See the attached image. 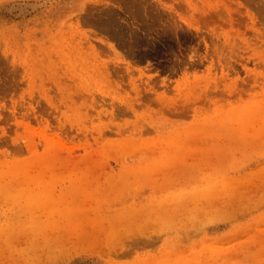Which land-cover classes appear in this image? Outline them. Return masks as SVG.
<instances>
[{
    "label": "rangeland",
    "instance_id": "rangeland-1",
    "mask_svg": "<svg viewBox=\"0 0 264 264\" xmlns=\"http://www.w3.org/2000/svg\"><path fill=\"white\" fill-rule=\"evenodd\" d=\"M0 264H264V0H0Z\"/></svg>",
    "mask_w": 264,
    "mask_h": 264
},
{
    "label": "bare ground",
    "instance_id": "bare-ground-1",
    "mask_svg": "<svg viewBox=\"0 0 264 264\" xmlns=\"http://www.w3.org/2000/svg\"><path fill=\"white\" fill-rule=\"evenodd\" d=\"M227 183V182H226ZM225 185V184H224ZM215 197V196H214Z\"/></svg>",
    "mask_w": 264,
    "mask_h": 264
}]
</instances>
